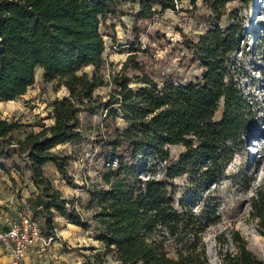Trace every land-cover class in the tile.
Returning a JSON list of instances; mask_svg holds the SVG:
<instances>
[{"label": "trees", "instance_id": "16d2710c", "mask_svg": "<svg viewBox=\"0 0 264 264\" xmlns=\"http://www.w3.org/2000/svg\"><path fill=\"white\" fill-rule=\"evenodd\" d=\"M174 1L0 0V102L23 96L34 85L36 68L44 83L56 81V88L66 92L48 104L51 123L22 138L12 134L24 125L0 120V159L14 153L25 163L36 190L29 203L45 238L55 239V215L82 222L44 174L51 164L69 184L72 154L52 150L83 140L80 114L105 112L94 144L103 166L113 160L117 165L104 167L100 185L89 191L99 247L85 264H207L203 238L220 216L218 203L205 202L203 195L225 178L253 120L238 83L236 56L243 52L244 29L227 5L246 7L253 0H188L194 10L200 1L203 10V34L180 43L189 62L201 70L194 80L172 75L155 80L135 54L109 82L101 73L106 48L102 21L133 15L147 21L175 10ZM87 67L90 72L83 71ZM107 85L112 89L106 98L95 94ZM172 146L182 148L176 160L170 156ZM156 163L163 165L161 179L147 175ZM179 176L188 183L181 200L173 183ZM196 200L200 205L194 208ZM250 208L264 237V192L254 195ZM229 240L234 250L220 247L219 264H264L237 231L229 232Z\"/></svg>", "mask_w": 264, "mask_h": 264}, {"label": "rangeland", "instance_id": "374dc122", "mask_svg": "<svg viewBox=\"0 0 264 264\" xmlns=\"http://www.w3.org/2000/svg\"><path fill=\"white\" fill-rule=\"evenodd\" d=\"M200 4L197 1V9L194 10L188 0H175V10L158 12L147 21H136L134 15L113 22L108 19L102 21L99 31L106 48L103 55L105 66L101 73L105 80L109 82L113 75L119 73L127 57L133 54L155 80L165 75H172L184 82L199 77L201 70L189 62V56L180 43L185 38L192 39L203 34L204 24L200 17L203 10L198 9ZM125 9L130 11L129 6ZM232 10L242 23L245 34L243 52L236 56L241 66L238 83L252 107L253 120L243 138L242 147L227 166L225 178L212 185L210 192L203 195L205 202L218 203L220 216V222L209 227L203 238L207 264H219L217 252L220 247L234 250L229 240L232 230L240 234L248 251L264 262L249 249L245 235L253 232L264 241L257 231V221L252 218L250 208L254 195L264 192V137L259 135L264 131V0H253L246 7L232 2L227 5V11ZM137 46L141 51H135ZM83 71L90 72L91 68ZM111 89L107 85L96 89L95 94L106 98ZM64 96L65 90L57 89L56 81L44 83L42 70L36 68L34 85L23 96L13 102H0V120L24 125L12 134L15 138H22L31 131H38L41 125H49L51 121L46 118L50 111L49 102ZM221 110L220 106L216 120L220 118ZM104 115V111L93 116L80 114L83 140L54 148L56 153L72 154L67 168L71 177L69 184L61 179L53 166L55 172L51 168H44L45 176L69 201L82 222L71 223L55 215V239L43 249L30 250L21 264H85L95 252L92 249H98L92 221L93 209L88 207V203L89 191L93 185H100L105 167L102 159L98 158L99 151L94 144L97 127ZM181 151L180 146L169 147L172 160H176ZM162 167L156 163L147 175L161 179ZM173 183L177 186L176 199H183L188 187L186 177H176ZM35 195L36 190L29 181L25 163L14 153L0 159V229L6 227V219L16 220L18 212H27L40 223L39 216L34 214L29 203ZM199 205L200 200L194 201V208ZM224 239L227 244H221ZM0 248L3 250L0 252V264H10L7 251Z\"/></svg>", "mask_w": 264, "mask_h": 264}, {"label": "built area", "instance_id": "2783aa9c", "mask_svg": "<svg viewBox=\"0 0 264 264\" xmlns=\"http://www.w3.org/2000/svg\"><path fill=\"white\" fill-rule=\"evenodd\" d=\"M116 161L105 163L106 168H115ZM6 227L0 229V247L9 257L10 264H21L30 250L43 249L52 239L42 236L38 222L29 213L18 212L16 220L6 219Z\"/></svg>", "mask_w": 264, "mask_h": 264}, {"label": "bare ground", "instance_id": "6f19581e", "mask_svg": "<svg viewBox=\"0 0 264 264\" xmlns=\"http://www.w3.org/2000/svg\"><path fill=\"white\" fill-rule=\"evenodd\" d=\"M259 135L264 137V131ZM245 235L249 249L264 261V241L255 236L253 232L245 233Z\"/></svg>", "mask_w": 264, "mask_h": 264}, {"label": "crops", "instance_id": "0c3cea01", "mask_svg": "<svg viewBox=\"0 0 264 264\" xmlns=\"http://www.w3.org/2000/svg\"><path fill=\"white\" fill-rule=\"evenodd\" d=\"M13 102V101H12ZM58 146H60V145H58ZM54 150V149H53ZM52 150V151H53ZM52 165L51 164H47L46 166H45V169L46 168H51L52 170H53V172H55V170L51 167ZM0 252L2 253L3 252V250L0 248ZM4 257H6V256H4Z\"/></svg>", "mask_w": 264, "mask_h": 264}, {"label": "water", "instance_id": "95a60500", "mask_svg": "<svg viewBox=\"0 0 264 264\" xmlns=\"http://www.w3.org/2000/svg\"><path fill=\"white\" fill-rule=\"evenodd\" d=\"M248 250V249H247Z\"/></svg>", "mask_w": 264, "mask_h": 264}]
</instances>
